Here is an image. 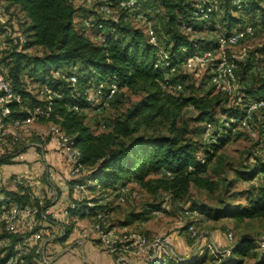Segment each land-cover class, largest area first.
Here are the masks:
<instances>
[{"label":"trees","instance_id":"16d2710c","mask_svg":"<svg viewBox=\"0 0 264 264\" xmlns=\"http://www.w3.org/2000/svg\"><path fill=\"white\" fill-rule=\"evenodd\" d=\"M115 1L113 0L114 3ZM262 1L247 0L243 8L238 9L232 0H220L222 13H214L208 19L195 20L191 0H138L143 5L145 14L151 10L162 11L161 27H156L152 18L149 15L148 17L161 46L170 57L172 66L180 64L185 57L195 52L214 47L218 33L229 34L234 28L253 22L257 17L264 22ZM0 6L4 12L0 25V72L8 84L24 97L23 104H26L24 111H14L11 116L23 120L36 106L49 107V116L38 117L35 121L46 120L70 136L73 145L81 152L80 162L87 168L86 173L72 179L69 176V164L64 157L68 166L70 187L75 188V183L85 185L84 191L75 188L82 192V197L71 202L76 207L69 208V217L87 218L90 221L94 214L106 207L98 204V200L102 192L108 189L115 191L127 186L140 192L142 197L141 189L129 186L132 183L150 191L162 190V203L165 196H169V202L171 199L183 198L190 185L209 189L210 182L204 176L207 165L220 145L230 139V132H234L236 127V123L232 122L229 125L219 123L220 118L215 113L216 106H219L222 119L227 120L229 117H241L249 100L264 98V76L245 83L248 80L244 79L245 74L253 70L250 63L241 65L242 62H239L241 70L236 71V74L240 75L239 81L242 85L231 103L229 100L232 96L222 94L213 85H210L211 91L198 97L192 94L184 96L180 92L172 94L162 88L161 83L180 82L183 85L182 93L185 90V74L188 73H169L170 67L155 68L156 48L148 42L141 27L122 21L114 23L103 20L95 10L76 8L68 0H0ZM5 7L17 9L23 20L17 23ZM76 12L80 14L79 27H76ZM84 19H92L91 22L95 25L101 22L103 27L95 26L86 32ZM183 25L191 26V32H185ZM200 30H217V33L210 40L194 38L193 34ZM20 34L26 38L23 43L19 40ZM34 46L42 51L35 55L28 54L26 51ZM71 64L73 66L67 68ZM56 73L65 77L75 75L77 81L72 85L61 76H56ZM112 82L117 84L118 90L111 100L122 89L140 93L142 96L123 117L108 119L103 123V130L94 131L85 120L89 112L102 106L89 105L86 102L87 91L99 83L107 85ZM43 84L59 91L60 97L50 100L39 98L35 90ZM214 91L217 93L212 96ZM222 95L225 96L226 106H220ZM74 105L79 110H74ZM187 106L196 109L197 114L193 119L202 123L201 127L196 126L189 131L185 127L175 128L176 116ZM156 118L170 119L174 131L168 135H135L139 119ZM207 123L215 126V141L203 139ZM46 136L45 142L50 137L55 138L50 132ZM12 139L13 135L10 134L7 142ZM17 140L18 137L14 138L11 146L7 143L0 145V165L11 163L12 158L19 152L20 148L17 147L14 152L6 154L7 149L13 146L15 148ZM36 149L40 150L38 146ZM263 174L264 159L254 164L249 172L241 173L245 180L253 182L258 178L261 182L253 186L246 206H236L218 214L235 219L264 217ZM15 186L17 190L0 188V213L12 202L31 203L39 198H31L30 187L20 181ZM98 195L99 198L96 197ZM89 202L94 205L89 206ZM160 204L154 208L147 206L137 213L131 212V221L127 218L120 223L121 226L148 219L154 211L162 210ZM186 212L193 216H204L206 208L193 204ZM38 223L35 222L31 228H24L17 233L1 232L0 239L9 238L12 244L22 243L26 235L30 237L41 231ZM188 225L185 226L186 230ZM67 234L68 230L58 240H65ZM34 247L32 252H35L38 245ZM254 247L263 254L264 261V248H259V242L242 236L232 244L229 254L221 255V264H241L243 256ZM4 249L6 253L0 258V264L11 253V249ZM169 260L170 264H198L200 258L186 261L178 256L176 259L169 257ZM25 264L37 262L31 258Z\"/></svg>","mask_w":264,"mask_h":264},{"label":"built area","instance_id":"2783aa9c","mask_svg":"<svg viewBox=\"0 0 264 264\" xmlns=\"http://www.w3.org/2000/svg\"><path fill=\"white\" fill-rule=\"evenodd\" d=\"M76 8L85 6L89 9L95 10L103 20H110L117 23L122 21L136 27H141L147 36L148 42L156 48L157 58L154 63L155 68L170 67L169 73H189L196 68H206L209 71L208 81L215 87L216 90L222 93L231 94L232 84L236 80L235 69L237 67L238 56L234 54L236 46L240 42L253 38L259 31H264V22L257 17L253 22H248L242 27L234 28L229 34H217V40L214 47L206 48L201 52H195L187 57L177 65L172 66L168 53L161 46L158 40L155 28L148 15L140 9L138 0H68ZM247 0H232V3L238 8L242 9ZM194 7L193 14L195 20L208 19L214 13H222L220 9V0H191ZM264 6V0L262 1ZM4 18L3 8L0 6V25ZM92 19H84L83 25L86 32L89 29L97 26L102 28L103 24L100 22L95 25L91 22ZM182 29L185 32H191L192 27L183 25ZM21 43L26 41L23 34L19 35ZM247 52V47L241 50L242 59ZM56 76H61L63 79L75 85L77 77L56 73ZM162 88L166 89L172 94L181 92L183 85L180 82L161 83ZM118 90L116 83L110 84L99 83L95 87L89 89L86 94V102L89 105L95 106L106 105L111 100ZM39 98L50 100L52 98H59V91L55 90L48 84H43L35 90ZM24 97L16 92L5 80L4 75L0 72V145L8 144L11 146L14 138L18 137L17 130L25 128L28 124L34 122L38 117H48L49 107L42 108L36 106L33 111L29 112L26 119H19L12 117L14 111H24ZM74 110H79L77 105L73 106ZM256 119L259 123L261 132L264 133V98H256L249 100L245 105L244 113L241 117H229L227 120L222 119L221 123L229 125L231 122L236 123V126L243 128L250 135H256L258 131L252 125L253 120ZM215 126L212 123H207L203 134L204 140L215 141L216 135L214 133ZM49 132L55 135L60 149L62 150L66 162L69 164V176L72 179L79 178L81 174L87 172V168L80 162L81 152L73 145L70 136L65 134L60 128L50 123ZM10 134L13 139L8 141ZM169 174V172H166ZM48 177L53 174L52 169H47ZM264 177V174H263ZM264 179V178H263ZM75 188L78 190H85V185L75 183ZM140 192L130 189L127 186L119 188L118 190H105L102 192L98 204L106 206L94 214L88 225L80 230V235L83 238L89 237L97 239L100 246L108 254L113 256V264H165L166 257L178 258L175 251L169 246L167 237L158 233L149 240L144 235L129 236L128 234H118L115 227H113L109 220L108 209L116 205H125L130 201L140 199ZM2 198V195H0ZM169 203V196H165L164 202L161 204V209L167 208ZM93 206L92 202L88 203ZM74 203L68 204L62 208H52L48 201L43 197H39L36 201L31 203H16L12 202L8 207L4 208L0 213V233H17L24 228H31L35 222H44L51 225L58 226L59 237L65 234V227L63 220L69 218V208H75ZM160 210H156L153 214H158ZM188 213V212H186ZM195 215V213H194ZM197 216V214L195 215ZM188 233L195 237L197 231L194 224L187 227ZM57 237V236H55ZM54 240V239H53ZM227 240L229 244L220 249L217 245L211 244L209 246V253L215 257L223 254H229L232 244L235 242L232 232L227 233ZM52 239L45 237L41 231H37L30 237L26 238L22 243H11L9 238L0 239V258L5 256V249H11V253L2 264H24L25 258L30 254L33 246L38 245L41 256L34 258L37 264H54V259L50 254H47V245ZM259 248H264V237L259 241ZM131 249V250H129ZM129 253V254H128ZM188 261V260H186Z\"/></svg>","mask_w":264,"mask_h":264},{"label":"rangeland","instance_id":"374dc122","mask_svg":"<svg viewBox=\"0 0 264 264\" xmlns=\"http://www.w3.org/2000/svg\"><path fill=\"white\" fill-rule=\"evenodd\" d=\"M81 8L89 9L85 6H81ZM142 8L143 5H140L141 10ZM6 9L9 15L17 20V23L19 20H23V17L17 9ZM147 15L152 18L156 27H161L163 24L162 11L157 10L156 12L151 10L147 12ZM80 20V14L79 12H76V27L80 26ZM216 33L217 30H200L195 32L193 37L210 40L214 38ZM244 46L247 47V52L246 55L240 59L241 50ZM41 51L42 49L34 46L29 48L26 52L35 55ZM234 54L238 56V59L236 61L237 67L235 69L236 80L234 81V84H232V93L229 95L220 91L222 94L232 96L229 103L234 100L233 98L241 90L242 84H240L239 81L240 75L236 74V71L240 69L239 62H242L241 65L250 63L253 67V70L245 74L244 79L247 78L249 80H245V83H249L257 77L264 76V31H259L253 38H248L240 42V44L236 46ZM72 66L73 64L67 66V68ZM185 75V90L182 93L180 92V94H183L184 96L192 94L198 97L207 91H211V83L207 79V77H209V71L206 68H196L193 72ZM216 93L217 92L214 91L211 95L215 96ZM141 96L142 94L140 93H132L126 89H122L116 98L109 101L106 105L102 106V108L89 112L85 121L94 131H101L103 130L102 127L104 121L111 118L123 117L127 110H129V108H131ZM224 98V95L220 96V99L222 100L220 106H226L227 102ZM25 105L26 104L23 106ZM215 113L217 118H220V123L223 115L220 114L219 106H216ZM196 114L197 111L195 108L191 106L183 107L175 118V128L185 127L187 131H189L196 126L201 127L203 124L197 123L193 119ZM49 125L50 123L48 121L39 120L28 124L25 127V130H23L24 128L18 130L17 132L19 134L16 146L15 148L13 146L12 148L7 149V152L5 151L6 154L14 152L17 147L20 148V150L25 151L26 148L31 146V142L44 143L47 137L46 135H48L49 132ZM252 125L258 131L256 135H250L243 128L236 126L234 132H230V139L220 145L215 151L204 174L206 180L210 182L209 189L190 185L188 193L183 198L171 199L167 204L168 207L160 210L158 214L152 213L148 219H140L136 222H132L129 226H121L120 223L123 220H127L128 218V220L131 221L132 216L129 217L131 212H140L147 206L154 208L162 203L164 197L162 190L150 191L142 189L138 185H134L132 186L133 188L141 189V199L127 205L112 207L111 211L109 210V220L111 225L116 228L118 234L126 233L129 236L144 235L149 240H151L154 235L162 233L167 237L168 242L171 239L169 246L174 251L176 250L174 246L177 244H175V240L177 239L182 246H188L189 249L186 254L181 252L183 254L179 255L176 251L175 253L181 258L187 257L183 260L189 259L190 261H194L197 258H200L198 264H221L223 262L221 255L215 257L209 253V246L215 244L220 249L225 248L227 245H223L219 237H226L227 239L228 232L233 233L235 241L239 240L242 236H247L248 238H253L255 242L258 243L261 238L264 237V217L235 219L227 215H222L221 213L218 214L223 210H228L236 206H246L249 194L253 190V186L261 182L260 180H257L258 178L254 179L253 182L245 180L241 175L243 172H249L254 164L264 159V133L261 132L259 123L256 119L253 120ZM137 127L135 135H168L174 131L172 130L171 121L168 118H156L153 120L139 119ZM18 154L19 153L15 156ZM11 187H13L11 186V183L0 184V188L10 190ZM96 197L99 198V195ZM193 204L205 206L206 214H204V216H193L185 213V210ZM191 222L194 224L197 231L195 237H192L185 229L186 225L189 223L192 224ZM28 237L29 236L26 235L25 239ZM55 240H58V237H56L54 241ZM91 240L94 242L95 249L99 255L105 256L108 254L103 250V247L100 246L97 239L92 238ZM38 249L39 248L35 249V252H32L31 250L30 254L25 258L24 264L30 261L31 258L38 259L41 256ZM68 251L70 252H66V254L62 255L55 264L74 263V261L70 263L69 261H66V258L70 256H72V259H75V262H78L77 264L84 263L82 255L89 260L90 256L87 249H85L83 253L80 251L77 255L73 254V252H71L72 250ZM262 255L263 254L254 247L243 256L241 264H264ZM50 256H52V254ZM104 262L105 259L103 258L100 263ZM165 264H170L168 257H166Z\"/></svg>","mask_w":264,"mask_h":264},{"label":"crops","instance_id":"0c3cea01","mask_svg":"<svg viewBox=\"0 0 264 264\" xmlns=\"http://www.w3.org/2000/svg\"><path fill=\"white\" fill-rule=\"evenodd\" d=\"M23 130H25V128ZM30 145L31 146L26 148L25 151H19V154L12 158L11 163L0 165V184L11 183V186H13L11 187V190H17L15 183L20 181L23 185L30 187L31 198L45 197L48 199L52 208L66 207L72 201L80 199V197H82V192L77 191L73 186H71V188L68 183V166L57 140L50 137L43 144L31 142ZM36 146L40 148L39 151H37ZM48 168L53 169L51 177H48ZM130 185L134 186L135 184L132 183ZM62 223L65 227V232L68 230V234L66 235L65 240L61 241L53 240L56 238V235L59 238L58 226L44 222L38 223L41 226L40 230L42 234L45 237L52 239L47 245V252L50 255L52 254L54 264L62 255L66 254V252H70L68 250H72L71 252L77 255L80 251L83 253L85 249H87L90 257L88 260L82 255L84 263L81 264H113L114 260L111 254L105 256L99 255L95 249L94 242L91 240L92 238L81 237L80 230L88 225L89 219L69 217L65 218ZM219 239L223 245L229 244L226 237H219ZM170 240L169 242H171ZM176 240V246L173 244L176 249L175 251L179 255H182L183 253L186 254L189 247L182 246L179 241ZM103 258L105 259V262L100 263ZM66 259L69 263L74 261V263L71 264L78 263L75 262V259H72V256Z\"/></svg>","mask_w":264,"mask_h":264}]
</instances>
